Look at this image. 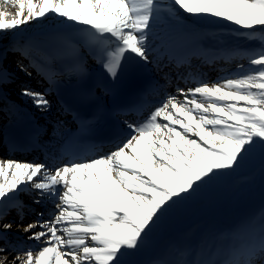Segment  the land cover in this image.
<instances>
[{
  "label": "snow or ice",
  "instance_id": "6c2138e0",
  "mask_svg": "<svg viewBox=\"0 0 264 264\" xmlns=\"http://www.w3.org/2000/svg\"><path fill=\"white\" fill-rule=\"evenodd\" d=\"M53 18L55 46L28 35ZM207 24L223 31L204 47ZM218 61L234 70L212 79L204 69ZM18 72L43 89L19 95L42 114L59 97L58 116L47 140L36 125L9 143L43 159H0V264H144L178 208L255 156L264 165V0H0V99ZM130 73L155 78L118 106L121 132L105 152L104 100ZM150 264H264V215L226 247Z\"/></svg>",
  "mask_w": 264,
  "mask_h": 264
},
{
  "label": "bare ground",
  "instance_id": "6f19581e",
  "mask_svg": "<svg viewBox=\"0 0 264 264\" xmlns=\"http://www.w3.org/2000/svg\"><path fill=\"white\" fill-rule=\"evenodd\" d=\"M9 11L14 12L15 9L9 8ZM55 19L57 18L49 20L47 24L32 27L28 35L32 36L35 40L42 39L57 43L55 35L57 25L54 24ZM206 28V35L203 34V37L198 43L204 47H209L212 44L210 33L219 34L223 30L219 24H207ZM192 50H196L195 45L192 46ZM177 54L182 55L183 50ZM243 62L246 63V61ZM193 63L197 64L200 63V61L194 59ZM222 64H224L222 61H218L215 64V70L211 67H206L204 71L207 72L210 78H213L212 76L216 74L217 70L219 71L217 75L219 74L222 76L225 73L220 70L221 66H223ZM33 73V76H35V72ZM146 74H148V77L151 79L155 78L154 73ZM217 75L213 79H216ZM23 78L27 80L25 77ZM37 89L42 88L38 87ZM4 97L6 98L5 101L11 113L16 114L20 112L21 116L25 117V120H38L40 112H37L35 108L26 105L21 100L15 99L6 92H4ZM157 98L158 97L155 95L154 98L150 99L151 104L153 102L155 103ZM53 103H55L54 100ZM104 103L107 108L110 107L108 97L105 98ZM0 111L4 117L1 121V130L4 131L5 128H8V125L11 124L7 120L4 121L8 115L10 116V112L7 113L1 104ZM55 116H58L57 112H55ZM39 119L42 120L45 118L41 116ZM119 123H122V121H119ZM15 154L19 155V153ZM33 157L43 159V152L39 150L38 153L33 154ZM256 158H258V155L255 156L254 159ZM254 159L248 163L252 164ZM246 165L247 169H244V167L238 175L247 174V171L250 170H248V168L250 167H248V164ZM229 180V178L225 179L212 186H214V188L217 186H224ZM233 183L234 187L224 196H221L220 199L211 197L210 186L204 190L196 200L189 202L186 206L178 208L161 226L160 230L153 238L150 248L140 257L144 264H150L151 261L157 259H194L196 251L201 246H212L213 248L226 247L229 240L243 223L253 218L259 223L261 216L264 215V187L263 189H259L258 182H253L251 185H246L243 189L241 188L243 184H240V182H232L230 185H233ZM237 187H240V189ZM202 197H209V199L205 205L198 208V205L202 202ZM180 214L183 215L180 216ZM185 250H187L189 254L185 257H181L180 252Z\"/></svg>",
  "mask_w": 264,
  "mask_h": 264
},
{
  "label": "rangeland",
  "instance_id": "374dc122",
  "mask_svg": "<svg viewBox=\"0 0 264 264\" xmlns=\"http://www.w3.org/2000/svg\"><path fill=\"white\" fill-rule=\"evenodd\" d=\"M188 22L191 23V18H189ZM199 27H200L202 33L206 35V30H207L206 25H201ZM230 27H235V26L233 25V26H230ZM222 65H224V64H222ZM227 66L228 67H233V70H234V66L233 65H229V64H226L224 67H221L220 70L223 71V72H225V73H228V72L224 71L225 68H228ZM217 73H219L218 70H217L216 74L214 76H212V77L213 78L216 77ZM218 75H217V77H218ZM16 79H18V76L16 77ZM29 84L33 88H35L36 90L40 91V89H37L38 86H37L36 83L29 82ZM21 86L22 85H19L18 83L12 82V83H10V84H8V85L5 86L3 92H7L8 94H10V96L12 95L15 99L21 100L24 103H26L27 105H29L31 107H34L31 104L30 101H26V99L24 97H22V96L19 95V90H20ZM181 86H183V85H181ZM44 118L45 119H42L40 122L44 126H47L48 127V130H49L48 135H46V136L43 137L44 140H47L48 139V136L51 135V125H52L53 118L51 120H49V118H50L49 113L48 114H44ZM0 159H11V157H7L6 155H3V151L0 150ZM251 160L249 162H251ZM247 164H248V167H250V168H248V170L249 169L250 170L247 171V174H245V175H238V176L236 175L234 177L229 178L230 180L224 186H217L216 188H214V186H211L210 187L211 197H216V198H219L220 199L221 196H224L228 191L231 190L232 187H234V183H233V185H230L232 182H236V183L237 182H240V184H243L242 187H241L243 189L245 188L246 185H251L253 182H258V188L259 189H263V187H264V165H262V162H261L260 157L258 156V158L254 159V162H252V164L251 163L250 164L247 163ZM244 169H247V165H245V168ZM237 188L240 189V187H237ZM227 189H229V190H227ZM22 199L25 201V203H29L30 202V199L28 197H26V196H24ZM208 199H209V197H202V199H201L202 202H201V204L198 205L199 206L198 208H200V206L202 207L203 205H205L207 203V200ZM182 215L183 214H180V216H182ZM12 217H10V218H12ZM32 219H34L33 216H28L26 220H28L27 222H29ZM21 233H22V230H21Z\"/></svg>",
  "mask_w": 264,
  "mask_h": 264
}]
</instances>
